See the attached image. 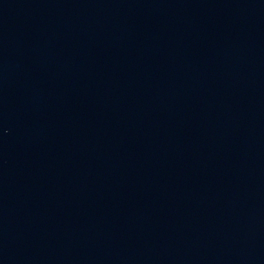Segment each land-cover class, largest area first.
Returning a JSON list of instances; mask_svg holds the SVG:
<instances>
[{"label": "water", "instance_id": "water-1", "mask_svg": "<svg viewBox=\"0 0 264 264\" xmlns=\"http://www.w3.org/2000/svg\"><path fill=\"white\" fill-rule=\"evenodd\" d=\"M0 264H264V0H0Z\"/></svg>", "mask_w": 264, "mask_h": 264}]
</instances>
